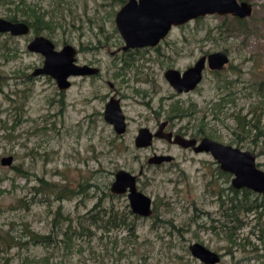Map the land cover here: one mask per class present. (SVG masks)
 Instances as JSON below:
<instances>
[{
	"label": "rangeland",
	"instance_id": "1",
	"mask_svg": "<svg viewBox=\"0 0 264 264\" xmlns=\"http://www.w3.org/2000/svg\"><path fill=\"white\" fill-rule=\"evenodd\" d=\"M23 1L35 5L49 28L38 33L32 29L26 36L0 34V234L4 242L8 231L18 237L26 227L48 233L58 207L75 220L100 200L101 207L131 209L126 193L111 191L120 169L138 176V188L153 198L154 212L137 220L136 238L128 236L127 230L104 234L94 227L91 236L77 239L73 248L61 242L51 250L43 246L8 250L7 243L0 241V264H20L23 255L40 259L48 254L49 264H204L191 254L189 246L195 242L219 252L218 264H264V239L259 237L264 238V208L261 217L253 212L239 215L244 226L237 244H232L226 228L235 222L224 216L218 194L223 191L231 197L233 175L222 171L211 153H195L161 138L148 147L135 145L141 127L156 132L162 121L170 120V129L187 128L190 134L205 123L215 140L237 146L231 142L236 124L232 114L238 109L246 113L254 99L250 96L256 94L253 86L264 82V0H238L253 6L248 17L209 14L175 26L157 48L127 53L122 51L125 41L115 23L127 0H0V16L10 19L16 14L23 19ZM36 35L49 37L57 49L74 45L78 63L97 66L101 74L71 78L73 85L64 91L49 75L33 76L44 62L43 55L27 49ZM221 50L230 56L226 68L217 75L207 68L195 90L177 94L165 77L166 70L184 71L202 55ZM231 93L235 102L217 113L213 104ZM111 96L121 100L128 122L121 135L104 118ZM176 107L189 109L183 121L173 117ZM247 142L250 146L240 148L255 152L258 167L264 170V144L251 137ZM155 154L174 159L148 163ZM9 155L19 169L1 164V158ZM43 181L57 188L37 192L34 187ZM80 184L93 186L87 185L72 199L56 198L59 190L68 193Z\"/></svg>",
	"mask_w": 264,
	"mask_h": 264
},
{
	"label": "water",
	"instance_id": "2",
	"mask_svg": "<svg viewBox=\"0 0 264 264\" xmlns=\"http://www.w3.org/2000/svg\"><path fill=\"white\" fill-rule=\"evenodd\" d=\"M233 14L245 18L253 13V6L238 0H128L116 14V26L125 41L123 50L158 45L171 31L172 27L180 26L209 14ZM31 26L25 21H12L0 16V33L12 36H23L31 33ZM30 52L44 56V65L37 67L33 76L49 75L53 77L60 90L71 86L70 77L97 74L100 70L91 65L76 63L77 50L74 45L66 44L57 49L55 43L45 35L35 36L29 42ZM206 62L208 64H206ZM230 62L227 51L211 53L201 57L194 66L182 74L179 70L170 69L165 75L178 92H189L202 81L206 65L211 69H222ZM105 120L110 123L117 134L127 130V119L120 105V100L112 97L106 105ZM153 133L149 128L139 130L135 139L137 147H147L155 137L174 140L175 143L195 152H210L219 163L220 168L233 175L232 186L235 189L248 188L264 196V170L258 167L257 155L231 144H225L210 137H203L200 142L196 138H188L173 133ZM173 159L170 155H153L148 159L150 164H160ZM14 156L1 158L3 166H12ZM138 176L127 170L120 169L115 174L111 191L114 194H127L134 214L148 218L153 215V198L138 188ZM193 257L204 264H218L222 256L202 243L195 242L189 246Z\"/></svg>",
	"mask_w": 264,
	"mask_h": 264
},
{
	"label": "trees",
	"instance_id": "3",
	"mask_svg": "<svg viewBox=\"0 0 264 264\" xmlns=\"http://www.w3.org/2000/svg\"><path fill=\"white\" fill-rule=\"evenodd\" d=\"M24 6L22 15L23 21L30 23L31 27L35 29L38 33L39 29H44L48 27V22L44 19L45 17H39L35 5H29L22 2ZM28 8H27V7ZM19 15H13L10 20L18 21ZM44 23V25H42ZM226 83L228 81H225ZM235 81H230V83ZM256 86V94L251 95L254 99L250 100L248 104V110L244 113L243 110L238 109L232 114L235 119V126L232 130L233 139L232 143L236 144L238 147L250 146L247 142L248 138L251 137L255 143L264 144V82H259ZM231 94L222 95L219 98V102L213 104V109L216 108L217 113L223 110V107L228 104V102H235V99L230 98ZM230 98V99H229ZM178 107V106H177ZM176 107V108H177ZM174 108V113L181 114L184 116L188 115L189 109ZM216 113V112H215ZM220 115H217L219 117ZM207 124H203L198 130L200 136H211L215 137L211 132L207 131ZM264 153V148H262ZM12 169H19L18 167L12 165ZM222 173V172H221ZM43 181L40 187H34L37 192L43 193L45 191L53 192L57 188L55 184L47 183ZM89 185V184H87ZM87 185L80 184L79 187H74L67 192L59 190L56 192V198L58 200H63L66 198H74L80 193L87 190ZM93 186V185H89ZM231 197L224 194L223 191L218 194V201L220 206L225 208L224 214H226L230 222H235V225H227L226 235L232 244H237L238 241V231L243 228V222L240 220L239 215L241 213H259L261 217L263 212H260V208H264V196L258 194L251 189H235L233 186L230 187ZM228 197V198H227ZM102 201H98L94 207H92L88 212L80 215L77 220H75L70 215H64L63 207H58L55 216L52 220V227L48 233H40L29 227H26L24 233L21 236L12 235L10 231L7 232V236L0 234V241L3 245L7 243V248L18 246L22 248H29L31 246H43L48 250H51L63 242L67 248H73L76 244V240L83 236H91L93 228L102 230L104 234H109L111 231H121L127 230L128 236L136 238L137 235V220L140 216L133 213L129 206L124 209L115 207H101ZM60 236H64L63 239ZM260 239H264L259 235ZM23 238H26L23 240ZM122 252V251H121ZM8 261V259H7ZM50 254L47 257H31L29 255L21 256L20 264H49ZM112 264H119L113 261Z\"/></svg>",
	"mask_w": 264,
	"mask_h": 264
},
{
	"label": "flooded vegetation",
	"instance_id": "4",
	"mask_svg": "<svg viewBox=\"0 0 264 264\" xmlns=\"http://www.w3.org/2000/svg\"><path fill=\"white\" fill-rule=\"evenodd\" d=\"M128 1V0H127ZM126 1V2H127ZM125 2V3H126ZM124 3V4H125ZM6 19V18H5ZM8 20H10V19H8ZM13 21V20H12ZM18 21H23V20H18ZM26 22V21H25ZM28 23V22H27ZM116 23V22H115ZM188 23V22H187ZM30 24V23H29ZM186 24V23H185ZM184 25V24H183ZM31 26V25H30ZM175 27V26H174ZM174 27H172V29H171V31L173 30V28ZM32 28V27H31ZM33 29V28H32ZM118 29V28H117ZM119 31V30H118ZM170 31V32H171ZM170 32L168 33V35L170 34ZM119 33H120V31H119ZM0 34H2V33H0ZM3 34H5V33H3ZM9 34V33H8ZM121 34V33H120ZM29 35V34H28ZM168 35L164 38V39H166L167 37H168ZM23 36H26V35H23ZM37 36V35H36ZM163 39V40H164ZM52 40V39H51ZM162 40V41H163ZM53 41V40H52ZM161 41V42H162ZM31 42V41H30ZM161 42L158 44V45H156V46H148V47H143V48H149V47H152V48H157L160 44H161ZM66 45V44H65ZM72 45V44H71ZM125 45V44H124ZM123 45V46H124ZM28 46V45H27ZM143 48H133V49H128V50H123V47H122V51L123 52H125V53H127L128 51H130V50H135V49H143ZM76 50H77V54H76V58H77V55H78V49L76 48ZM216 52V51H215ZM213 53V52H212ZM228 53V52H227ZM211 53H209V54H205V55H202L201 57H203V56H209ZM229 54V53H228ZM200 57V58H201ZM199 58V59H200ZM198 59V60H199ZM130 60H132V59H130ZM197 60V61H198ZM196 61V62H197ZM125 62V64H127L129 61L127 60H125L124 61ZM195 62V63H196ZM76 63L77 64H80V63H78V58H77V60H76ZM195 63L193 64V65H191L190 67H192V66H194L195 65ZM206 64H208L207 62H206ZM229 64V63H228ZM227 64V65H228ZM43 65H44V62H43ZM42 65V66H43ZM80 65H84V64H80ZM87 65H91V66H93V67H97V66H94V65H92V64H87ZM227 65H225L222 69H211L208 65H206V67H205V69L203 70V78H202V81H203V79H204V76H205V71H206V69L208 68L209 70H210V72L211 73H213L214 75H217V74H220L225 68H226V66ZM42 66H40V67H42ZM190 67H188L186 70H188ZM98 68V67H97ZM170 69H175V68H170ZM170 69H168V70H170ZM99 72L97 73V74H94V75H85V76H72V77H70V81H71V78H82V79H87V78H89V77H97V76H99L100 74H101V69L99 68ZM168 70H166V72L168 71ZM176 70H178V69H176ZM186 70H184V71H180L182 74H184V72L186 71ZM165 72V73H166ZM165 77H166V75H165ZM166 79L168 80V78L166 77ZM201 81V82H202ZM168 82L170 83V85L173 87V89L177 92V94H183V93H189V92H191V91H193V90H195L199 85H200V83L198 84V86L195 88V89H193V90H190L189 92H186V91H183V92H178L177 91V89L171 84V82L168 80ZM73 85V83H72V81H71V86ZM70 86V87H71ZM69 87V88H70ZM68 88V89H69ZM67 89V90H68ZM62 91H64V90H62ZM113 96H111L110 98H109V100H108V102L110 101V99L112 98ZM114 97H116V96H114ZM117 98V97H116ZM117 99H119V98H117ZM120 100V99H119ZM107 102V103H108ZM107 103H106V105H107ZM106 105H105V109H106ZM120 105H121V100H120ZM121 107H122V105H121ZM122 110H123V108H122ZM104 112H105V110H104ZM124 112V111H123ZM125 114V113H124ZM173 117H177L178 118V120H181V121H183L184 120V117H186V116H184V115H181V114H175L174 113V115H173ZM207 117V114H205V116L202 118V121H205V118ZM162 124H164V128H163V130L161 131L162 133H173V136H175V135H182V136H184V137H188V138H190V139H192V138H196L197 140H198V143L200 142V140L203 138V137H206V136H200L201 134H199V132H198V130L200 129V127L204 124V123H202L199 127H198V129L196 130V132H195V134H190V133H188V130L189 129H187V128H182V129H180L179 131H175V130H173V129H170V120H165V121H162L160 124H159V126H158V129H157V131H159L160 130V126L162 125ZM141 128H143V127H141ZM140 128V129H141ZM127 129H128V122H127ZM139 129V130H140ZM139 130H138V132H139ZM127 131V130H126ZM156 131V132H157ZM156 132H153V133H156ZM138 135V134H137ZM137 137V136H136ZM207 137H210V138H212V139H214L213 137H211V136H207ZM155 138H160V137H155ZM154 138V139H155ZM136 139V138H135ZM161 139H164V140H166V141H168L169 143H171V144H174V145H177V146H180L181 148H183V149H187V150H192L193 152H195L194 151V149H193V147H188V148H185V147H183V146H181V145H179V144H177V143H175L174 142V140H168V139H166V138H161ZM215 140V139H214ZM154 141V140H153ZM153 144V143H152ZM151 144V145H152ZM136 145V144H135ZM150 145V146H151ZM148 147V146H147ZM142 148H144V147H142ZM205 152V151H204ZM195 153H197V152H195ZM198 153H203V152H198ZM208 153H210V152H208ZM170 156H172V155H170ZM152 157V156H151ZM173 157V156H172ZM173 159H174V157H173ZM172 159V160H173ZM171 160V161H172ZM171 161H165V162H162V163H167V162H171ZM162 163H160V164H162ZM222 170V169H221ZM223 171V170H222ZM225 172V171H224ZM224 210H225V208L223 209V212H224ZM224 216L225 217H227V219H229V217L226 215V214H224ZM230 220V219H229ZM215 251V250H214Z\"/></svg>",
	"mask_w": 264,
	"mask_h": 264
}]
</instances>
